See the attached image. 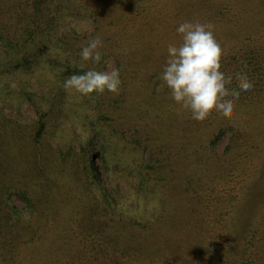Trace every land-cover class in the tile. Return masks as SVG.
I'll list each match as a JSON object with an SVG mask.
<instances>
[{
    "label": "rangeland",
    "instance_id": "1",
    "mask_svg": "<svg viewBox=\"0 0 264 264\" xmlns=\"http://www.w3.org/2000/svg\"><path fill=\"white\" fill-rule=\"evenodd\" d=\"M184 21L253 84L228 115L157 79ZM93 67L119 92L64 89ZM0 264H264V0H0Z\"/></svg>",
    "mask_w": 264,
    "mask_h": 264
},
{
    "label": "clouds",
    "instance_id": "2",
    "mask_svg": "<svg viewBox=\"0 0 264 264\" xmlns=\"http://www.w3.org/2000/svg\"><path fill=\"white\" fill-rule=\"evenodd\" d=\"M176 32L181 42L168 44L163 71L157 74V79L167 86L174 103L188 111L194 120H204L213 110L230 114L240 92L253 87L247 74L239 69L231 74L221 70L223 48L214 35L212 24L184 21ZM102 47V39L95 36L81 48L79 56L82 61L99 64ZM121 83L119 68L98 71L93 67L68 75L63 80V87L88 96L106 91L118 93Z\"/></svg>",
    "mask_w": 264,
    "mask_h": 264
},
{
    "label": "trees",
    "instance_id": "3",
    "mask_svg": "<svg viewBox=\"0 0 264 264\" xmlns=\"http://www.w3.org/2000/svg\"><path fill=\"white\" fill-rule=\"evenodd\" d=\"M44 128H45V125H44V123L42 122V121H38V123L36 124V127H35V130H34V140L35 141H38L39 140V138H40V136H42V133L44 132ZM212 142V141H211ZM81 144V143H80ZM71 146V145H70ZM56 149H59L60 151L58 152V151H56V150H51V155H52V151H54L55 153H56V156H59V157H61V161L58 163V166H60L61 164H63V161H64V155L62 154L63 152H61V149H63V148H57V147H55ZM53 149V148H52ZM57 159V158H56ZM52 161H53V158H52ZM85 167H87V166H85ZM84 167V168H85ZM91 168H92V166H91ZM30 205H31V203H29ZM11 209H15L16 210V208H14V207H10ZM30 208V210L32 211V208H31V206L29 207Z\"/></svg>",
    "mask_w": 264,
    "mask_h": 264
}]
</instances>
